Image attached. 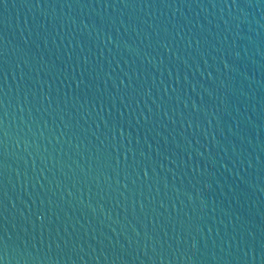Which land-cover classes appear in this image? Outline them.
Returning a JSON list of instances; mask_svg holds the SVG:
<instances>
[{
    "label": "water",
    "instance_id": "obj_1",
    "mask_svg": "<svg viewBox=\"0 0 264 264\" xmlns=\"http://www.w3.org/2000/svg\"><path fill=\"white\" fill-rule=\"evenodd\" d=\"M107 2L117 6L0 7L5 264H264V0ZM85 57L99 67L77 101ZM129 77L142 85L132 98ZM25 84L36 93L27 102ZM120 113L128 163L143 161L147 182L144 168L96 165L93 145ZM38 208L60 217L61 246L75 247L48 250L20 217Z\"/></svg>",
    "mask_w": 264,
    "mask_h": 264
},
{
    "label": "snow or ice",
    "instance_id": "obj_2",
    "mask_svg": "<svg viewBox=\"0 0 264 264\" xmlns=\"http://www.w3.org/2000/svg\"><path fill=\"white\" fill-rule=\"evenodd\" d=\"M121 2H124L125 7H129L130 4L134 5L135 0H132L131 3L126 2V0H121ZM105 3L108 4V7H116V4H109L107 0H105ZM36 7L40 6L39 0H36ZM69 7H72V4H68ZM143 5H141L142 7ZM151 6V5H149ZM0 7H7V0H0ZM2 23V21H0ZM102 25H109L111 26V21H106L103 18L101 19ZM4 36L3 34H0V76L6 77V71L5 66L8 64V56H7V47L4 43ZM96 39H99L97 37ZM101 55L103 53L101 52ZM99 67L97 64H88V59L85 57L84 65L82 67L81 72V79L75 83V87L71 89V95L73 96L74 100H79L81 96H87L88 93L91 91L90 85H85V88L81 89V84H85V81L83 79L84 73L88 72L90 76L93 78H96V69ZM127 76L128 74L125 73ZM142 87L140 85L139 81H133L131 77H129V82L127 85H125V92L126 94L132 98L135 97L138 94L139 88ZM25 93H24V99L25 102H27L28 95L31 94L32 97L35 99L36 93L31 90V88L25 84ZM43 96V93H41ZM68 93L65 94L67 96ZM3 96H6V93H4V90L2 87H0V161H6L7 159V140L9 136V132L7 129V126L5 125L4 118L8 115V106L5 103V100ZM43 99H48L47 96H43ZM93 99H100L103 100V97H93ZM66 102V101H65ZM57 105H59V101H57ZM49 107H51V102L49 101ZM22 110V109H21ZM51 114V113H50ZM124 127H125V121L123 117V113H120L119 118H113L111 119V122L105 123V128L108 130L105 135V141H101L100 145H93L95 147V156L94 159L96 161V165L98 168H106L111 167L113 171H122L126 176L128 175L129 169H132V171L139 175L138 169L144 168V182H147L149 180L148 172L146 169V166L143 161H138L135 159V156H133L132 163H128V157L127 152H132L133 149L126 148L124 141L126 139L125 133H124ZM70 131H72L70 129ZM72 134L79 135V132L72 131ZM110 137V139H109ZM99 139V138H97ZM107 141V142H106ZM150 147V146H149ZM125 149V156L123 162L120 159V150ZM143 155V153H141ZM4 167V164L0 162V168ZM83 171V170H81ZM135 184V181L133 182ZM69 195H72L71 192H69ZM4 197L6 199L7 193H4ZM43 203V202H42ZM49 203H51V200H49ZM13 208H15V205H13ZM0 215H2L4 212L8 211V208L3 200H0ZM20 217L24 220H27L29 224H31L32 229L34 232L39 231L41 238L45 235H47L49 239V246L48 250L52 251L53 244L55 245V249L57 251H64L69 247V245H72L75 247L77 241L74 239H67L63 241V247L61 246L60 240H61V228L59 226V220L60 217L52 211V209H48L47 211L38 208L35 212H33L31 209L28 210V215L25 216L24 212H20ZM0 228H3L2 225H0ZM6 231V229H3ZM66 232V230H65ZM8 258V244L3 239L2 236H0V264H5V261Z\"/></svg>",
    "mask_w": 264,
    "mask_h": 264
}]
</instances>
